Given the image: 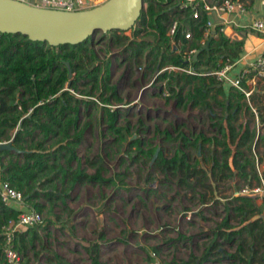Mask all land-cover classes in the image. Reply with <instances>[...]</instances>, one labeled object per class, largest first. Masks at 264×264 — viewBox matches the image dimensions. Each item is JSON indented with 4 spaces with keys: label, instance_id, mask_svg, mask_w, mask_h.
<instances>
[{
    "label": "trees",
    "instance_id": "1",
    "mask_svg": "<svg viewBox=\"0 0 264 264\" xmlns=\"http://www.w3.org/2000/svg\"><path fill=\"white\" fill-rule=\"evenodd\" d=\"M178 1L143 0L138 18L127 30L129 35L111 31L108 42L121 47L129 69L133 64L142 69V78L153 76L155 83L163 84L159 89L167 93L165 102L171 100L182 110L197 109L208 119L209 135L202 129L195 134L163 130L161 140L175 145L174 151L168 157L158 152L151 163L153 170L170 176L179 188L191 194L197 188L200 203H204L207 196H213L218 182L231 179L240 186L258 182L255 162L260 164L264 158V86L258 84L264 78L255 82L247 97L241 91L249 89L245 79L241 89L216 80L213 71L234 63L243 40L227 37L218 31L222 25H216L200 43L209 27L208 12L198 3L194 17L192 7L178 9ZM244 1L249 8L254 0ZM172 21L176 27L168 35ZM88 40L52 47L19 34L0 33V141H9L16 150L0 149V180L19 191L24 203L37 212L45 204L51 208L59 202L64 207L74 186L105 181L100 175L103 167L93 160L86 162L95 166L94 173L79 167L77 147L88 125L79 121L81 103L89 105L95 98L101 104L105 131L114 135L111 143L127 141L125 150L136 151L133 158L148 161L156 149L138 138H127V127L124 132L116 127L119 112L109 106L122 99L110 83L108 64L101 68ZM190 50L194 52L189 54ZM71 91H79L82 97ZM197 120L202 124L201 116ZM197 150L199 158L195 157ZM227 204L225 216L211 231L210 244L199 256L190 254L182 264L207 262L211 254L217 263L264 264V199L232 193ZM17 215L18 210L0 202V229ZM37 225L14 233L13 245L20 255L39 241ZM223 244L232 246V251L221 249ZM2 247L0 235V264H5ZM91 252L97 249L92 246ZM92 261L97 264L95 256Z\"/></svg>",
    "mask_w": 264,
    "mask_h": 264
},
{
    "label": "rangeland",
    "instance_id": "2",
    "mask_svg": "<svg viewBox=\"0 0 264 264\" xmlns=\"http://www.w3.org/2000/svg\"><path fill=\"white\" fill-rule=\"evenodd\" d=\"M110 36V32H96L87 43L101 68L108 64L110 83L122 99L109 107L118 109L115 125L122 132L127 127V138L148 142L168 157L175 145L161 140L163 130L195 134L202 129L205 135L211 134L204 113L176 108L171 100L165 102L167 93L159 89L163 84L155 83L153 76L142 78V69L133 64L129 69L121 47L108 42ZM72 93L82 97L79 91ZM91 99L93 103L79 105V121L88 125L77 147L78 163L88 174L95 172V166H88L86 160L101 165L105 181L74 186L64 207L59 202L51 208L45 204L39 212L41 222L34 227L40 239L21 255L22 264H93L94 256L97 264H182L190 254L199 256L212 241L211 231L225 216L224 207L232 193L237 195L245 185L231 179L218 182L213 184V196L200 203L197 188L191 194L170 176L153 170L151 159L133 158L136 151L125 150L127 141L112 144L114 135L105 131L101 104ZM200 155L197 150L195 157ZM92 246L97 252H91ZM220 248L230 252L233 247L223 244ZM214 258L211 254L201 264H227L214 262Z\"/></svg>",
    "mask_w": 264,
    "mask_h": 264
},
{
    "label": "built area",
    "instance_id": "3",
    "mask_svg": "<svg viewBox=\"0 0 264 264\" xmlns=\"http://www.w3.org/2000/svg\"><path fill=\"white\" fill-rule=\"evenodd\" d=\"M28 5L43 7L48 9H54L59 11H77L87 8H91L100 4L105 0H16ZM199 6L208 13H235L239 15H248L249 8H246V1L244 0H179L177 3L178 9H184L188 6L192 7V16L198 15L196 6ZM209 27L204 29L202 39L200 43L213 33V29L216 25L208 20ZM243 26L252 31L261 34L264 37V18L256 17L254 15L249 16L244 22ZM176 27V21H172L169 25L167 34L172 35ZM219 32L223 31V27L218 29ZM188 38L189 34H185ZM194 50H190L189 54ZM233 64V63H232ZM232 64L225 63L219 69L213 71V75L216 80L231 85L235 88L241 89V81L245 79L246 85L249 89H242L241 91L247 97L258 79L264 78V55L260 56L257 60L249 65L248 68L241 70L234 76L229 74V70ZM163 69H173L190 72V70H183L175 67H165ZM162 69V70H163ZM251 74L250 77L247 75ZM257 127V124H256ZM8 141H0V144ZM259 163L255 162V169L258 176V182L250 186L245 185L241 188L237 195H253L260 199H264V175L262 169H259ZM0 202L8 207L18 210V215L15 220H8L1 226L0 235L3 239L2 254L5 264H22L21 255L15 250L13 245V236L15 232L21 230L26 226H35L41 222V215L39 212L24 203L22 194L11 187L6 181L0 180Z\"/></svg>",
    "mask_w": 264,
    "mask_h": 264
},
{
    "label": "water",
    "instance_id": "4",
    "mask_svg": "<svg viewBox=\"0 0 264 264\" xmlns=\"http://www.w3.org/2000/svg\"><path fill=\"white\" fill-rule=\"evenodd\" d=\"M142 7L143 0H105L83 10L59 11L16 0H0V33L19 34L52 47L75 45L91 39L96 32L128 30ZM0 149L16 151L9 141L0 144ZM157 153L158 148L151 163Z\"/></svg>",
    "mask_w": 264,
    "mask_h": 264
},
{
    "label": "crops",
    "instance_id": "5",
    "mask_svg": "<svg viewBox=\"0 0 264 264\" xmlns=\"http://www.w3.org/2000/svg\"><path fill=\"white\" fill-rule=\"evenodd\" d=\"M249 16L264 18V0H254L248 10ZM248 15L235 13H208V20L215 24H221L222 33L231 39H242L243 48L238 58L232 64L229 74L236 75L241 70L249 67L251 63L264 55V37L257 32L245 31L243 26ZM264 86V79L259 81L258 87ZM261 169L264 172V158L261 162Z\"/></svg>",
    "mask_w": 264,
    "mask_h": 264
}]
</instances>
